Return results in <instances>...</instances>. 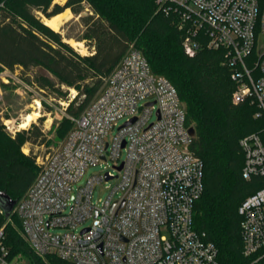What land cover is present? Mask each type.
Here are the masks:
<instances>
[{
    "label": "built area",
    "instance_id": "1",
    "mask_svg": "<svg viewBox=\"0 0 264 264\" xmlns=\"http://www.w3.org/2000/svg\"><path fill=\"white\" fill-rule=\"evenodd\" d=\"M156 3L179 17L189 56L203 46L226 51L237 83L233 101L249 98L256 116L264 117V0ZM74 121L61 144L37 158L38 175L14 208L37 255L55 254L75 264H220L214 242L194 226L204 163L191 149L194 134L185 105L171 81L153 73L133 44ZM240 144L243 177L264 176V137L251 133ZM108 160L113 170L87 174L88 167ZM113 179L107 197L95 201L96 186ZM238 212L247 264H264V187ZM3 230L0 264H17Z\"/></svg>",
    "mask_w": 264,
    "mask_h": 264
},
{
    "label": "trees",
    "instance_id": "2",
    "mask_svg": "<svg viewBox=\"0 0 264 264\" xmlns=\"http://www.w3.org/2000/svg\"><path fill=\"white\" fill-rule=\"evenodd\" d=\"M86 7L90 12L81 16L84 33L79 40L87 42L90 52L82 54L48 26L42 15L51 18L68 8L79 15ZM185 35L179 17L167 15L156 0H67L63 5L54 0H4L0 4V71L20 68L23 81L57 105L67 102L65 124L69 117H80L102 92L106 79L133 44L152 72L167 77L176 87L186 108L187 125L195 130L191 149L204 163V191L195 204V228L214 242L220 264H247L250 258L243 253L238 209L264 187V176L243 177L245 156L240 141L251 133L264 137V117L256 116L257 106L249 98L233 101L237 83L226 63V51L203 46L189 56L183 47ZM35 68L46 70L54 79L30 75ZM42 103L48 112L53 111L46 101ZM9 141L15 148L0 151V191L18 202L38 175L40 156L33 150L25 154L21 147L50 141L37 123ZM13 211L9 216L5 211L0 214L10 258L26 257L29 264H75L55 254L45 256L50 261L37 255Z\"/></svg>",
    "mask_w": 264,
    "mask_h": 264
},
{
    "label": "rangeland",
    "instance_id": "3",
    "mask_svg": "<svg viewBox=\"0 0 264 264\" xmlns=\"http://www.w3.org/2000/svg\"><path fill=\"white\" fill-rule=\"evenodd\" d=\"M66 1L67 0H54V3H60L61 5H63ZM3 2L4 0H0V4H2ZM89 12V8L86 7V9L81 14L77 15L70 9L69 16L63 20L64 23L61 24L60 28L57 31L61 32L65 40L69 43L70 40L80 41L79 39L83 36L84 33V25L81 21V16L87 15ZM42 17L43 20H45L46 17L44 15H42ZM81 42L83 43L81 47L78 45L73 46L80 53L88 54L90 52V48L87 45V42ZM29 74H46L54 79L51 74H49L42 68H35L31 70ZM20 75V68H17L14 72L7 69L0 71V123L3 125V128H1L2 130L0 131V151H3L7 148H15V145L9 141V138L14 137V135L18 131L28 129L33 123H37L46 134L50 143H25L21 147V151H23V153L25 154H30L31 150H33L34 153H37L39 155H46L49 151L57 148L61 144V142L73 129L75 121L73 117H69V121L63 124L64 117L67 116L65 114V106H67L68 103L61 102V105L55 104L54 100L48 97L44 92H41L36 87L23 81L20 78ZM5 79H9V81L6 82ZM74 93H76V91L72 90L71 94L74 95ZM43 100L46 101V103L50 107H53L52 112H48L45 109V106L42 103ZM34 111H37V113H39V115H35V120H32L30 124L25 128L21 127V124L26 120L28 114L35 113ZM40 117H44L43 121L39 120ZM7 120H10V122H8L10 124V128H8L5 124V121ZM122 123L123 120L118 122L113 133H116L117 128ZM69 125H71L72 128L67 130V127ZM60 135L65 136L63 138H60ZM124 158L125 152L123 153L122 159ZM36 165L39 169L37 160ZM107 170H113V162L111 160L102 161L97 165L90 166L87 168L86 172L88 175H101L104 174ZM116 182V179H113L107 183L97 185L94 192V200L97 201L100 198L103 199L107 197L111 190L108 187L114 185ZM13 214H15V211H13ZM12 221L15 225H18L17 218L14 217ZM43 259L45 261H50V258L48 257H43ZM17 264H29V260L26 257H21L18 258Z\"/></svg>",
    "mask_w": 264,
    "mask_h": 264
},
{
    "label": "bare ground",
    "instance_id": "4",
    "mask_svg": "<svg viewBox=\"0 0 264 264\" xmlns=\"http://www.w3.org/2000/svg\"><path fill=\"white\" fill-rule=\"evenodd\" d=\"M69 13H70V9L68 8L65 11H63V12H61V13H59V14L51 17V18H47L46 17L45 20H44V22L48 26H50L51 28H53L54 30L57 31L60 28L61 24L64 23L63 20L69 16ZM70 43L72 45H78L80 47L83 45V43L81 41L70 40ZM34 112L35 113H29L28 114V116L26 117V120L21 124V127H24L25 128V127H27L30 124V122L32 120H35L34 119L35 118V115L37 116V115H39V113H37V111H34Z\"/></svg>",
    "mask_w": 264,
    "mask_h": 264
},
{
    "label": "water",
    "instance_id": "5",
    "mask_svg": "<svg viewBox=\"0 0 264 264\" xmlns=\"http://www.w3.org/2000/svg\"><path fill=\"white\" fill-rule=\"evenodd\" d=\"M133 120L134 118L130 122H132ZM190 130L192 134H195L194 128H191ZM16 202L17 201L13 200L5 191H0V207L3 209V211L6 212L7 216H9L10 213L13 211Z\"/></svg>",
    "mask_w": 264,
    "mask_h": 264
}]
</instances>
